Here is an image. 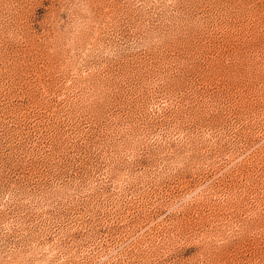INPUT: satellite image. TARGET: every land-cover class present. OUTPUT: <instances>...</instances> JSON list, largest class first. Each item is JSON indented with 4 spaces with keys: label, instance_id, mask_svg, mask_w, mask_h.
I'll use <instances>...</instances> for the list:
<instances>
[{
    "label": "rangeland",
    "instance_id": "rangeland-1",
    "mask_svg": "<svg viewBox=\"0 0 264 264\" xmlns=\"http://www.w3.org/2000/svg\"><path fill=\"white\" fill-rule=\"evenodd\" d=\"M0 264H264V0H0Z\"/></svg>",
    "mask_w": 264,
    "mask_h": 264
}]
</instances>
